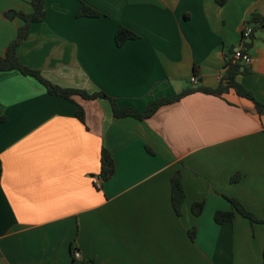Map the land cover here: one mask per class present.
<instances>
[{
    "label": "crops",
    "instance_id": "1",
    "mask_svg": "<svg viewBox=\"0 0 264 264\" xmlns=\"http://www.w3.org/2000/svg\"><path fill=\"white\" fill-rule=\"evenodd\" d=\"M82 4L102 16L78 18ZM45 9L18 58L55 85L143 111L195 87L192 76L218 87L241 47L255 61L240 62L248 72L237 81L264 103V27L242 41L264 0H46ZM32 10L30 0H0V55L24 23L17 13ZM121 26L140 38L118 47ZM0 118V264H71L72 248L97 264H263V223L214 220L232 209L226 197L264 219V116L249 100L194 93L148 120L117 119L109 100L69 101L5 71ZM103 149L116 172L98 189ZM177 171L181 216L171 203Z\"/></svg>",
    "mask_w": 264,
    "mask_h": 264
},
{
    "label": "trees",
    "instance_id": "2",
    "mask_svg": "<svg viewBox=\"0 0 264 264\" xmlns=\"http://www.w3.org/2000/svg\"><path fill=\"white\" fill-rule=\"evenodd\" d=\"M46 0H30V5L32 7L31 13H17V15L23 20V25L19 28L16 38L10 42L7 47L6 53L0 55V72L5 71H18L22 75L31 77L35 79L40 85H42L47 92L52 96L61 97L69 101H74L75 97H81L86 100H96V99H106L109 100L112 107V113L115 118H135L139 121H145L153 116H155L163 107L174 105L180 102L185 97L194 94V93H203L206 95H213L217 97H225L230 92H234L241 98L249 100L253 103L256 113L259 117L264 116V103L259 102L253 94L248 91L244 86H242L238 81L237 77L240 74L248 72V69L244 71L241 70L242 65L240 62H234L233 58L228 62L227 71L224 76L221 78V81L216 88H210L206 86H199L197 88L190 87L179 94L169 97L162 98L158 101H155L149 104L143 111H139L132 108L120 107L116 99L108 96L103 92L88 93L82 89L74 88H63L58 85H55L45 79L40 71L32 69L23 65L18 58V49L21 44L27 40L30 34L31 26L36 23L43 22L47 17V11L45 9ZM220 5L225 3V0H217ZM78 18L88 17V18H99L102 14L86 4H82L76 14ZM247 26L252 27L253 32L257 28L264 27V16L259 14H253L249 19ZM252 32V34H253ZM251 34V38L253 35ZM137 35L132 30L127 27L121 26L115 36V42L118 47H123L128 41L139 39ZM247 45H250L247 43ZM77 117L82 122L85 123V110L83 107L79 106L77 110ZM0 121H5V118H0ZM101 170L100 176L103 181H109L116 172L115 161L111 153L107 149H103L101 153ZM3 177V164L0 158V184ZM240 175H236L232 178L233 182H238ZM230 202L232 209L228 211H217L214 214V220L218 225H225L232 223L237 215L248 219L251 223L261 222L264 224V219L259 220L252 212H250L240 201L237 199L226 197ZM186 200V192L183 183V176L181 171H177L171 178V203L174 212L177 216L182 215V208ZM205 207L204 202H197L192 205V213L199 217L203 213ZM189 238L191 241H195L197 237V229L191 228L188 232ZM72 263L71 264H97L95 260L91 258H76L75 252L76 249L72 248ZM263 264H264V250H263Z\"/></svg>",
    "mask_w": 264,
    "mask_h": 264
},
{
    "label": "built area",
    "instance_id": "3",
    "mask_svg": "<svg viewBox=\"0 0 264 264\" xmlns=\"http://www.w3.org/2000/svg\"><path fill=\"white\" fill-rule=\"evenodd\" d=\"M252 32H253L252 27H250V26L245 27V30L243 31V35H242L243 36V38H242L243 43H245L246 40L250 38ZM233 61L234 62H243V63L249 65V64H252L255 61V59L249 53H247L243 48L239 47L233 53ZM191 83L195 84V85L198 84V79L196 76L191 77ZM102 182H103V179L101 178L100 175L93 177V183L98 189H100L102 187V185H101ZM75 257L81 258V254L79 251L75 252Z\"/></svg>",
    "mask_w": 264,
    "mask_h": 264
},
{
    "label": "water",
    "instance_id": "4",
    "mask_svg": "<svg viewBox=\"0 0 264 264\" xmlns=\"http://www.w3.org/2000/svg\"><path fill=\"white\" fill-rule=\"evenodd\" d=\"M251 41V40H250ZM202 84L201 83H199V84H197L196 86H195V88H197V87H199V86H201Z\"/></svg>",
    "mask_w": 264,
    "mask_h": 264
},
{
    "label": "rangeland",
    "instance_id": "5",
    "mask_svg": "<svg viewBox=\"0 0 264 264\" xmlns=\"http://www.w3.org/2000/svg\"><path fill=\"white\" fill-rule=\"evenodd\" d=\"M183 176V175H182Z\"/></svg>",
    "mask_w": 264,
    "mask_h": 264
}]
</instances>
